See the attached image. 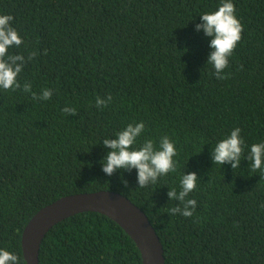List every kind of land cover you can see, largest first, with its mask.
I'll return each instance as SVG.
<instances>
[{"label":"trees","instance_id":"trees-1","mask_svg":"<svg viewBox=\"0 0 264 264\" xmlns=\"http://www.w3.org/2000/svg\"><path fill=\"white\" fill-rule=\"evenodd\" d=\"M222 0H0L23 39L9 54L37 55L18 80L32 93L0 89V249L27 264L22 233L57 199L99 190L145 211L166 264H264V173L245 159L264 142V0H233L243 25L227 79L207 64L211 37L196 25ZM45 50L46 53H45ZM112 100L96 106L97 97ZM77 115H65L64 107ZM145 124L133 148L168 136L177 171L139 188L137 170L109 176L102 161L129 123ZM239 127L241 167L215 165L212 148ZM196 172L191 217L168 210L171 188ZM127 180V185L124 184ZM40 264H143L135 241L115 221L88 211L65 218L43 239Z\"/></svg>","mask_w":264,"mask_h":264},{"label":"clouds","instance_id":"clouds-1","mask_svg":"<svg viewBox=\"0 0 264 264\" xmlns=\"http://www.w3.org/2000/svg\"><path fill=\"white\" fill-rule=\"evenodd\" d=\"M201 19L202 22L196 25V30H203L206 36L211 37L212 51L208 56L207 64L213 66L217 79H227L229 74L222 73L229 66V57L236 49L243 32V25L236 16L233 0H222L217 10L202 14ZM13 20L12 15L0 14V89L6 91L20 89L25 93H32L35 100H50L53 94L51 89L45 88L41 94L37 95L32 91V85L29 82H24L22 86L18 80L25 64L32 60L37 53H30L27 60L23 54H9L10 48H18L23 43L18 30L12 25ZM111 100L110 94L106 99L97 97L96 106L98 108L107 107ZM62 111L65 115L71 113L75 116L78 114L74 107L66 106ZM144 130L143 121L129 123L116 133L114 139H104L103 143L110 151L102 161V171L111 176L118 169L127 171L136 169L139 188L155 184L159 177L176 172V162L173 158L177 155V150L174 142L168 136H163L160 139L158 148L151 139H146L139 148H133ZM240 133L239 127L233 129L230 135L220 140L212 148V160L215 165L223 166L225 163H229L233 169L241 167V157L247 146ZM245 159L250 161L251 172L264 173V142L252 144ZM197 179L196 172L185 173L180 180V190L170 189L167 193L170 200L179 201L176 207L168 210L170 215L180 214L184 217L193 215L197 201L189 199L188 196L196 189ZM123 182L127 185V180ZM260 206L264 209V202ZM0 264H21V259L11 251L0 249Z\"/></svg>","mask_w":264,"mask_h":264},{"label":"water","instance_id":"water-1","mask_svg":"<svg viewBox=\"0 0 264 264\" xmlns=\"http://www.w3.org/2000/svg\"><path fill=\"white\" fill-rule=\"evenodd\" d=\"M106 215L135 241L143 264H166L164 246L148 215L131 199L111 190L67 195L41 208L22 233L23 254L27 264H40L43 239L60 221L81 212Z\"/></svg>","mask_w":264,"mask_h":264}]
</instances>
